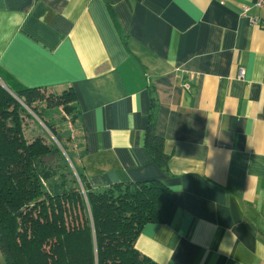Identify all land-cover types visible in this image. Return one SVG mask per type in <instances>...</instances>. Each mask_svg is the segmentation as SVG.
<instances>
[{"label": "crops", "instance_id": "0c3cea01", "mask_svg": "<svg viewBox=\"0 0 264 264\" xmlns=\"http://www.w3.org/2000/svg\"><path fill=\"white\" fill-rule=\"evenodd\" d=\"M258 1L0 0V69L25 86L74 90L89 181L172 189L168 221L136 240L157 264H264ZM153 96L166 166L146 148Z\"/></svg>", "mask_w": 264, "mask_h": 264}, {"label": "trees", "instance_id": "16d2710c", "mask_svg": "<svg viewBox=\"0 0 264 264\" xmlns=\"http://www.w3.org/2000/svg\"><path fill=\"white\" fill-rule=\"evenodd\" d=\"M152 100L146 148L166 166L169 154L156 125L158 101L156 96ZM42 101L45 106L37 104ZM75 101L71 87L56 92L25 86L0 69V252L4 264H157L137 248L136 240L147 223L168 221L175 203L168 184L148 179L95 187L78 164L75 148L80 142L73 146L76 156L70 155L78 180L62 150L44 138L50 137L34 127L35 135L29 130L32 122H39L36 114L63 143L62 123L49 119V114L53 116L51 111L57 108L64 125L75 126ZM64 142L71 144L68 139Z\"/></svg>", "mask_w": 264, "mask_h": 264}, {"label": "rangeland", "instance_id": "374dc122", "mask_svg": "<svg viewBox=\"0 0 264 264\" xmlns=\"http://www.w3.org/2000/svg\"><path fill=\"white\" fill-rule=\"evenodd\" d=\"M45 95H48V93H46V91H45ZM37 104H39V106H41V105L45 106L46 103H45V101H42V102H38ZM26 108L30 111V113L35 114L28 107H26ZM51 112L53 113V116L49 114V119H51L52 121L55 120L57 122L62 123L61 127L64 128L61 132V133H63V136H62L63 140L65 141V139H68V143H71L70 145L67 144V146L69 147V151H68V148L66 146V143L63 141V143L65 144V147H64L63 143L61 142L62 140H59L58 138H56V135L53 132H51V130L43 122V120L39 117H36V114H35V116L34 115L33 116L39 122L38 123L32 122L31 123L32 125H31V127H29V130H31L32 127H34V128H36L37 131H39L41 133H45L46 136L50 137V138H47V137H44V138L49 143H50V141L51 142L53 141L62 150V152L66 155L68 162L72 166V169H73L74 173L76 174V176L79 180V174L75 168V165L73 164V160L71 159V156H73V155L76 156L75 149H77V148L74 149L73 146H74L75 142L79 143L78 136H77L79 133V130H78L76 125L72 126V124H71L73 129H70L71 126L66 127L64 125L63 117H61L62 114H61V111L59 109L53 108ZM31 132H32V134H34V132L32 130H31ZM31 136L32 135L29 134V138Z\"/></svg>", "mask_w": 264, "mask_h": 264}, {"label": "built area", "instance_id": "2783aa9c", "mask_svg": "<svg viewBox=\"0 0 264 264\" xmlns=\"http://www.w3.org/2000/svg\"><path fill=\"white\" fill-rule=\"evenodd\" d=\"M258 6H264V0H259ZM247 10H248V7H244V14L246 13ZM243 75H244V70L241 69L240 70V77H242Z\"/></svg>", "mask_w": 264, "mask_h": 264}]
</instances>
